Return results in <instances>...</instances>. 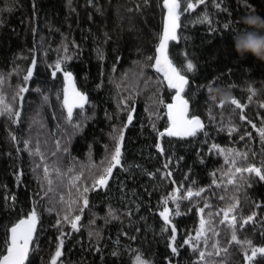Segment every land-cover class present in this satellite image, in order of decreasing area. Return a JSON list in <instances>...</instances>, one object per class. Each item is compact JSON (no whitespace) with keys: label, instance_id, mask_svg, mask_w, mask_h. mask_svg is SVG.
Segmentation results:
<instances>
[{"label":"trees","instance_id":"16d2710c","mask_svg":"<svg viewBox=\"0 0 264 264\" xmlns=\"http://www.w3.org/2000/svg\"><path fill=\"white\" fill-rule=\"evenodd\" d=\"M190 2L197 7L181 14L169 58L193 62L183 95L204 128L174 138L164 133L173 91L152 69L162 0H0V109L12 108L0 115V253L9 227L33 209L25 264H50L61 238L58 264H134L137 255L150 264H244L264 247V181L235 170L264 173V63L240 59L223 28L245 14L264 17V0ZM65 71L87 98L71 116ZM121 136V163L95 190ZM249 264H264V254Z\"/></svg>","mask_w":264,"mask_h":264},{"label":"snow or ice","instance_id":"6c2138e0","mask_svg":"<svg viewBox=\"0 0 264 264\" xmlns=\"http://www.w3.org/2000/svg\"><path fill=\"white\" fill-rule=\"evenodd\" d=\"M199 4H205V0H197ZM183 5V6H182ZM164 8L167 9V20L164 24L163 33L160 37L159 44L156 48V55L154 57L155 63L152 65V67L155 68V70L158 73L163 74L164 80L167 81V86L170 89L175 90V96H174V103H170L167 105L168 108V116L171 120V127L167 129V135L169 136H194L196 132L200 129H203L204 125L201 122L200 118L193 115L191 118L188 117V99L184 98V92L186 87H190V81L187 77V73L191 72L194 69V64L191 61V59L188 60L186 67L183 65L176 66L173 63V59L169 58V42H176L178 39H181L178 37L177 29L181 28V14L187 13L189 10L195 9L197 7L196 3L190 2V0H164L163 2ZM217 8L220 7V4L217 3L215 5ZM208 15L207 12L203 14V16L197 21V22H204L207 21ZM231 27V31L233 33L241 30L239 27V18L235 21H229L227 23L223 24V28L229 29ZM183 39H187L184 37ZM149 60L153 59V57H148ZM56 70H61L60 64H56ZM183 73V74H182ZM55 75V73H53ZM32 76V71L29 70L27 75L25 76V80H28ZM65 80L68 82V86L71 88V93L73 97V103L69 104L67 92L68 88L65 89V105L68 107L69 116L72 114V107L78 106L83 107L84 103H86L87 98L77 91L75 89V85L73 83L72 79V73L71 72H64ZM2 79H0V83H2ZM251 90V89H250ZM21 92L27 91L26 88H21ZM255 94V93H253ZM251 99V97H250ZM3 98L0 97V103H2ZM237 108H242L245 106H242L238 100L233 99L231 101ZM261 107H264V105H261ZM5 112L11 114L12 108L9 105H4L3 109H0V115L5 114ZM15 115H19V113H16ZM129 121H131L132 117L129 116ZM246 117L241 115V120H245ZM251 123V121H249ZM264 123V122H262ZM253 128L256 126L253 124ZM236 128H230L229 131H236ZM260 137L262 140H264V127H261L257 129ZM163 135V133H161ZM250 135V134H249ZM243 139V137H241ZM15 139V137H13ZM121 141L123 140V136H121ZM213 147H216L213 145ZM246 157V154H242ZM112 163L105 169V175L101 176L98 183L100 185H106L107 179L112 174V170L114 167L119 165L121 163V147L118 143L115 151L112 155ZM235 164V161L232 162ZM237 173H254L261 181H264V173H262V170L259 168H256L254 166H250L247 168H239L236 169ZM48 169L45 168V175H47ZM19 180V177H17ZM230 183L232 181H229ZM51 183V181H49ZM85 192L88 191V188L84 189ZM193 195L192 192H188L187 196L191 197ZM196 195H199V193H196ZM13 199H15L13 197ZM85 206L88 204L87 199H84ZM260 205H257L259 207ZM202 211V210H201ZM231 211V209H229ZM168 212L169 210L167 208L164 209L163 212H161V216L164 218L166 222H168ZM256 213H253L251 216L247 217V219L244 221V223H247L248 221H252L255 217ZM228 212H225V218L227 219ZM80 216L77 215L74 218V221L72 222V228L77 229V222L80 220ZM65 219H68L65 217ZM235 217H232V223L235 224ZM38 222V216L35 209L31 211V213L27 216L26 219H21L17 224H15L13 227H11V240L10 243L7 244L6 247V254L0 253V264H25L26 260L28 259V253H29V245L30 242L33 239V233L36 230V224ZM201 224L203 226L204 221L201 220ZM176 229L175 227L172 228V232L175 233ZM232 240L239 243L237 240L235 232H233ZM172 241H175V236L173 235ZM63 239H60V242L57 246L56 252L54 256L52 257L50 264H58L59 258L62 256V247H63ZM185 244H190V241H185ZM249 245H251V241H247ZM171 252L173 255H178V248L173 243L170 245ZM193 250L196 251V246H192ZM215 247V245H214ZM225 253H227V249H224ZM264 254V247L260 248H254L252 252L251 257H247V259L251 262L253 260V257H255L257 254ZM219 255V251L216 253ZM200 258L203 260L205 253L200 252L199 253ZM211 255V253H209ZM134 264H150V262L143 258L142 255H137L135 257Z\"/></svg>","mask_w":264,"mask_h":264},{"label":"clouds","instance_id":"9594fccd","mask_svg":"<svg viewBox=\"0 0 264 264\" xmlns=\"http://www.w3.org/2000/svg\"><path fill=\"white\" fill-rule=\"evenodd\" d=\"M241 30L233 34V49L240 59L252 56L264 63V17L249 13L239 18Z\"/></svg>","mask_w":264,"mask_h":264},{"label":"water","instance_id":"95a60500","mask_svg":"<svg viewBox=\"0 0 264 264\" xmlns=\"http://www.w3.org/2000/svg\"><path fill=\"white\" fill-rule=\"evenodd\" d=\"M163 2H164V0H162V8H163V18H162V26H161V33H159L160 34V37H161V35H162V33H163V28H164V24H165V22H166V20H167V9L166 8H164V6H163ZM177 34H178V29H177ZM160 37H159V40H158V42H157V45H156V47H155V55H156V48H157V46H158V44H159V41H160ZM178 41V40H177ZM176 41V42H177ZM171 42H169V44H170ZM154 63H155V60L153 61V65H154ZM152 69H153V72H155L156 74H158L162 79H163V81H164V84L167 86V81L166 80H164V78H163V74L162 73H158L156 70H155V68L154 67H152ZM168 87V86H167ZM169 88V87H168ZM75 89L77 90V88L75 87ZM170 89V88H169ZM170 90H172L173 91V95H171L172 97H171V100L166 104V115H167V119H168V123H169V125L167 126V128L164 130V133H165V135H167V129L169 128V127H171V120L169 119V116H168V108H167V105L168 104H170V103H174V96H175V90L174 89H170ZM78 91V90H77ZM80 92V91H79ZM81 93V92H80ZM67 96H68V100H69V104H72L73 103V97H72V93H71V88L68 86V92H67ZM75 107V106H74ZM189 108H190V105L188 104V117L189 118H191L192 116H189ZM129 116H131L132 117V119H131V121H129V117L127 118V120H126V122L124 123L125 124V126H128L129 124H131L132 123V120H133V112H131L130 113V115ZM197 117H199V116H197ZM200 118V117H199ZM200 120H202L201 118H200ZM202 123H203V121H201ZM203 125H204V123H203ZM204 128V127H203ZM200 130H202V129H200ZM169 136V135H168ZM172 137V136H171ZM174 138H188L189 136H173ZM121 139L119 140V144H121ZM115 168V167H114ZM114 168H113V170H114ZM113 170H112V173H113ZM112 176V175H111ZM111 176H109L108 177V179H107V182L109 181V179H110V177ZM102 185H100L98 182H97V184L95 185V187H94V189L96 190V189H99L100 187H101ZM204 190V189H203ZM202 190V191H203ZM27 217H22V218H20V219H18L13 225H11L10 227H9V229H8V243H10V240H11V231H10V229H11V227H13L15 224H17L21 219H26ZM36 229H37V224H36ZM35 234H36V230H35V232L33 233V239H32V241L30 242V245H29V252H30V250H31V247H32V244H33V241H34V237H35ZM3 254H6V250H5V252L3 253ZM29 254V253H28ZM252 256V254L250 255V257ZM244 264H249V260L246 258L245 259V263Z\"/></svg>","mask_w":264,"mask_h":264},{"label":"rangeland","instance_id":"374dc122","mask_svg":"<svg viewBox=\"0 0 264 264\" xmlns=\"http://www.w3.org/2000/svg\"><path fill=\"white\" fill-rule=\"evenodd\" d=\"M65 83L67 84L66 87H65V89H66V88H68V82L65 80ZM63 95H64V101H65V95H66L65 90H64ZM66 107H67V106H66ZM67 108H68V107H67Z\"/></svg>","mask_w":264,"mask_h":264}]
</instances>
